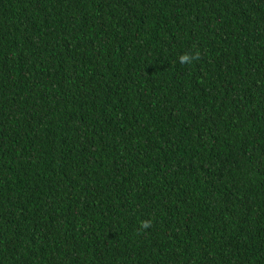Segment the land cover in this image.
<instances>
[{"label": "trees", "instance_id": "16d2710c", "mask_svg": "<svg viewBox=\"0 0 264 264\" xmlns=\"http://www.w3.org/2000/svg\"><path fill=\"white\" fill-rule=\"evenodd\" d=\"M0 264H264V0H0Z\"/></svg>", "mask_w": 264, "mask_h": 264}]
</instances>
